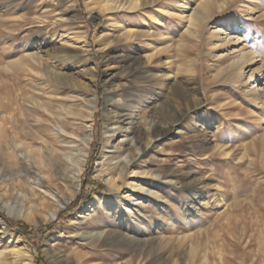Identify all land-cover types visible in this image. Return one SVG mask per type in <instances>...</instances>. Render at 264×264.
<instances>
[{"label": "rangeland", "instance_id": "1", "mask_svg": "<svg viewBox=\"0 0 264 264\" xmlns=\"http://www.w3.org/2000/svg\"><path fill=\"white\" fill-rule=\"evenodd\" d=\"M98 1L0 0V122L34 119L51 91L42 113L84 136L78 113L91 93L96 103L79 185L50 186L46 207L15 203L18 180L43 193L35 179L43 176L33 167L17 175V160L31 166L24 137L13 159L1 141L0 250L28 245L32 264H264V0H211L195 33L185 31V17L200 0H156L131 12ZM12 42L15 53L5 52ZM26 53L40 66L8 64ZM49 70L67 86L49 83ZM32 86L42 91L29 98ZM106 117L138 130L141 147L149 143L121 176L131 150L123 132L109 138L122 150L102 169L96 164ZM174 118L173 129L159 131ZM4 262L27 264L9 254Z\"/></svg>", "mask_w": 264, "mask_h": 264}, {"label": "bare ground", "instance_id": "2", "mask_svg": "<svg viewBox=\"0 0 264 264\" xmlns=\"http://www.w3.org/2000/svg\"><path fill=\"white\" fill-rule=\"evenodd\" d=\"M210 1L211 0H200L195 5V7L191 8V10L186 15V17L184 15V17L187 18V23H186L187 25L184 24V25H186V29L185 28L184 29L187 33H195L197 31V29H196V26L198 23L197 20L201 17L199 14V9L200 8L203 10L206 9L208 7V5L210 4ZM153 2H156V0H143V2H141L140 0H100L97 2V6L98 5H99V7L102 6L105 10H110V11L115 10V9L130 11V10L139 8L142 5H146L148 3H153ZM219 3H221V2H219ZM181 7H184V5ZM28 19H29V17H24V21H27ZM31 20H32V18H30V22H31ZM1 25H3V24L0 23V26ZM203 25H204V23H203ZM129 30H131V29H129ZM236 38H237V36H236ZM15 45L16 44L14 42H12L9 45V47L4 48V51L7 53L11 52L14 54L15 53ZM27 52H29V51H27ZM253 58H254L253 56H250L248 58V61L252 60ZM246 61L247 60L243 61L242 64ZM10 62L11 63H8V64L12 65L17 70L24 67V66H28V65L37 67V66H40V63H41L38 56L33 54V53L19 54L16 59H14ZM246 63H248V62H246ZM229 67H228V69H229ZM238 68H240V67H238ZM238 68H236V69H238ZM228 71L225 73H228ZM230 76L233 77L234 75H230ZM238 76H237V78H239ZM235 77H234V79H235ZM249 78H250V76H249ZM63 79H64V77H62L60 75L58 76L55 74L53 75L52 71L49 70V83H51L53 85H57V86H65L66 87L67 83H65L63 81ZM31 83H33V82H31ZM95 85H96V83H95ZM257 87L253 86L249 89V94H250L251 98H253L254 100H256V99L259 100V98H260V96H259L260 92H259ZM31 88L33 90L31 92H28L29 98L33 97L35 95V93H34L35 91H37V92L42 91L41 88L36 87V86H32ZM91 90H92V88H91ZM7 93H8V95H10L9 92H7ZM46 94H48V95L46 98H44L45 102L40 101V102H36V104H35L37 107H40L42 110H41L40 114L38 113L34 117V119H30V120L25 119L23 122H21V125L18 124L17 119H14V118L9 119L8 117H5L3 119V121L0 122V133H1L0 143H1V141L4 140L3 144L10 151L11 155H9V156L12 159L15 158V156L13 154L17 148L16 140L21 141L22 137L25 138L24 139L25 142H23L22 145L27 149L26 152H27L28 156L30 157L31 161H29V162H31V164H30L31 166L23 163L22 161L17 160L18 163H20V168H18V170H17V175H21V174H23L25 176L30 175L31 167H33L36 171L42 173L43 179H41V176L38 178L35 177V179L37 180L38 188H43V190H44L43 193H40L39 191H36L34 189H32L30 191H29V189L28 190L23 189L22 188V181H20V180H18L19 188L14 187V190L12 192V198L14 199L15 203L18 202V200H19V203L20 202L23 203L26 199H28L32 203V207H36L37 205H40L43 207L47 206L49 195H51V196L54 195V193L52 191H50V186L56 187V185L60 182H72L76 185H79L80 175L84 169V165H85V161H86L87 148H88V146L90 144V140L92 138V136H91L92 132H90L91 125H92L91 121H92L93 113L96 109V103L92 101V98L95 99V94L91 93V98H90L89 102L87 103V107H86L87 109L85 110L86 112L82 113V110H81L80 113H78L81 116V119H80L81 125L79 126L80 131L82 129V131L84 132L83 129H87V131L84 132V136H82L81 133H79V131H77V129L76 130L67 129L66 126L62 123L61 119H59V120L57 119V121L50 120L49 115L45 116L42 113V111H47L49 113V108H48L47 103L51 102L52 98L56 96V93L51 92V91L46 92ZM8 100L10 101V99H8ZM261 104H263V103H261ZM37 111L40 112V110H37ZM57 111H58V113H60V108H57ZM173 116H175L174 113H172L171 118H173ZM104 119L107 122L105 125L106 129L104 131L105 132L104 148L101 151V154H100L99 158L97 159L96 164L100 165V167L102 169L105 165H107L109 163L110 157L113 155V153H118L120 150H122V147H120V146H115V145L112 146L110 143L111 140H109V138L114 135L113 132H115V131H120L121 133L123 132L122 133L123 137H122L121 141L131 145V150H128V152L126 153L125 159L123 158L124 160H122V162L123 161L124 162L122 163V167H121L120 171L118 172V175L121 176L123 174V168L130 166V165H133L135 163L134 161L136 160L137 156L141 153L142 148L148 147L149 143H146L144 146L141 147L138 130L134 129L133 126L131 128L129 125H126V126L115 125V123H117L116 120H119L117 118L115 121L113 119V121H114L113 123L109 122L110 120L107 117ZM177 121H178V119H175V118L173 120H169L168 122L164 121L163 125H159V131L164 133L168 130L173 129L174 126L176 125ZM49 122H50V127H49ZM49 129H50V133H49ZM143 131H144V129H143ZM136 133H137V135H136ZM29 134H31L33 136V138H26L24 136V135H29ZM13 142H14V144H13ZM17 157H18V154H17ZM101 169L98 170V173H97L98 175L101 174V172H102ZM135 172L138 175L143 174V173L145 174V170H142L141 166L136 167ZM153 177H154V175H153ZM155 177L159 178L160 174L156 173ZM111 178L108 177L105 179V182L109 186H111L113 184V180ZM156 192L157 191H152V194L155 195ZM55 194H56V192H55ZM39 199H40V201L38 202ZM94 200L96 202H98L100 205H104L106 203V202H104V200L101 197L94 198ZM5 205L8 208L7 212L10 214L11 213L10 209H12L14 207V205H11V203H9L7 201H5ZM108 205H110V204H108ZM259 209L260 208L258 207V210ZM55 213H56L55 210H53V211L50 210V213H49L47 219L50 220V219L54 218ZM263 216H264V214H263ZM0 222H1V220H0ZM260 245H261V243H260ZM262 246H263V243H262ZM262 246H260L261 248L260 247L259 248L262 249ZM194 249L192 250L193 252L195 251ZM8 254H9V256H11L12 262H14V263H18L19 261H23L27 264H32L31 251H30V248L28 245H25V244H22L20 246L18 244L11 245V247L9 248ZM8 254L4 253V248H2L0 250V264H6L4 262V259L8 256ZM260 256H261V254H260ZM60 260H62V259H60Z\"/></svg>", "mask_w": 264, "mask_h": 264}, {"label": "trees", "instance_id": "3", "mask_svg": "<svg viewBox=\"0 0 264 264\" xmlns=\"http://www.w3.org/2000/svg\"><path fill=\"white\" fill-rule=\"evenodd\" d=\"M87 181L82 182V189H84L85 184ZM81 195L77 196V199H75V201H73V203H71L72 205H75L78 202V197L80 198ZM11 223V221H9ZM17 229L21 232H25L27 230V226L21 222L18 223L17 225Z\"/></svg>", "mask_w": 264, "mask_h": 264}]
</instances>
